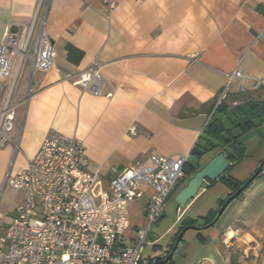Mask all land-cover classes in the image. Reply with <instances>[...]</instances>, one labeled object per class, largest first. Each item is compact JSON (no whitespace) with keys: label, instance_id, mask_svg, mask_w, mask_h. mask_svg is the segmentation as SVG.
I'll use <instances>...</instances> for the list:
<instances>
[{"label":"crops","instance_id":"1","mask_svg":"<svg viewBox=\"0 0 264 264\" xmlns=\"http://www.w3.org/2000/svg\"><path fill=\"white\" fill-rule=\"evenodd\" d=\"M116 1L108 9L103 0H0V44L8 27L14 33L33 28V50L44 25L55 49L48 70H32L27 57L20 72L15 64V76L4 81L9 89L15 79L11 97L17 108L12 139L0 147V188L9 172L27 166L51 129L83 142L100 188H108L124 168L148 164L151 155H190L227 74L241 68L264 80V45L258 38L264 28L263 0ZM69 47L75 49L72 55ZM94 60L105 77L101 95L75 81ZM252 86L246 95L264 97V84L259 90ZM229 88L231 98L240 95L239 81ZM246 145V157L230 172L242 182L264 160V125ZM216 155L211 152L200 165ZM186 183L177 185L150 234L143 264L168 256L182 223L205 225L219 210V200L232 192L220 180H205L181 208L175 194ZM153 194L146 187L144 198L130 203L124 244H132L137 230L146 226ZM189 230L170 264H264V170L213 226Z\"/></svg>","mask_w":264,"mask_h":264},{"label":"built area","instance_id":"2","mask_svg":"<svg viewBox=\"0 0 264 264\" xmlns=\"http://www.w3.org/2000/svg\"><path fill=\"white\" fill-rule=\"evenodd\" d=\"M103 3L108 9L117 5L116 0ZM44 29L42 25L38 30L33 50V28L21 33L11 32L10 27L4 31L0 44V147L12 139L15 128L17 105L11 96L16 82L14 79L9 89L4 82L15 76V64L18 73L27 57L32 58L34 71L48 70L54 64V44ZM258 38L264 45V28ZM88 68L75 81L82 90L101 95L105 82L101 64L94 60ZM227 75L216 105L227 100L233 81H239L242 93L249 91V83L256 90L264 84L262 78L241 68ZM4 90L7 93L2 98ZM239 103L233 100L234 105ZM131 132L135 134L136 129ZM45 135L27 166L7 175L5 184L20 190L23 199L7 231L0 233V264H143L149 235L164 216L189 155H151L148 164L126 167L109 181L108 188H97L98 172L88 160L83 142L55 129ZM146 187L154 190L145 209L148 221L128 246L124 236L130 225L129 205L144 198Z\"/></svg>","mask_w":264,"mask_h":264},{"label":"trees","instance_id":"3","mask_svg":"<svg viewBox=\"0 0 264 264\" xmlns=\"http://www.w3.org/2000/svg\"><path fill=\"white\" fill-rule=\"evenodd\" d=\"M74 50V48L69 47L68 55H72ZM244 95L246 94L240 93L239 96L232 98L240 101L238 105H234L233 100L232 103H230L228 99L218 105H216L217 99L213 101L209 110L210 112L213 111L212 117L204 127L203 134L200 136V144L198 143L192 149L187 162L182 168L183 175L181 179L178 180V187L188 181L202 167L200 162L205 154L213 151L217 153L223 152L230 162V168L221 174L218 179H206L207 181H210L211 183L218 180L222 181L232 191V195L248 180H244V182L237 180L232 174L230 175V172L233 166L240 163L243 158L246 157L247 139L255 133H261V127L264 125V98L251 99ZM190 156L194 158L196 163L193 161L191 162ZM243 192L238 197H241ZM225 200L226 199L224 198L219 200V207ZM217 212L218 210H213L210 213L208 216V222L212 221ZM208 222L206 221V223ZM191 223V221H184L182 223L178 232L174 234V243L171 247L174 246L179 236L178 234H180L186 226L191 225ZM165 257H167V255ZM164 258H159L155 262L163 260ZM171 260L172 258L166 264H170ZM153 263L154 262H151L149 264Z\"/></svg>","mask_w":264,"mask_h":264},{"label":"water","instance_id":"4","mask_svg":"<svg viewBox=\"0 0 264 264\" xmlns=\"http://www.w3.org/2000/svg\"><path fill=\"white\" fill-rule=\"evenodd\" d=\"M230 162L226 158V155L223 152H218L217 155L213 158H211L203 167H201L188 181H186V185L181 188L176 194H175V201L178 203L181 208L186 207L188 202L195 198L197 196V193H199L200 189L203 187V184H205L206 179L210 180H216L218 177L223 174L225 171H227L230 167ZM264 169V160L260 161L257 167V170L249 177L248 180L244 182V184L235 191L231 196L226 198L224 203L220 206L216 216L212 219V221L206 223L202 226H195V225H189L186 226L180 234H178V238L174 244L172 249L170 250V253L167 257H165L163 260H159L157 262H154L153 264H166L174 255V253L177 250V247L183 237V233H185L187 230L193 228L197 230H204L208 227L213 226L221 216V214L225 211V209L228 207V205L237 198L243 191L246 189V187L255 180L258 174H260Z\"/></svg>","mask_w":264,"mask_h":264},{"label":"rangeland","instance_id":"5","mask_svg":"<svg viewBox=\"0 0 264 264\" xmlns=\"http://www.w3.org/2000/svg\"><path fill=\"white\" fill-rule=\"evenodd\" d=\"M240 93H242V92H240ZM244 96L249 97V95H244ZM259 97L264 98L261 95H254V97H249V98L254 99V98H259ZM227 99L230 103H232V100H234L230 97V95H228ZM210 153L211 152L205 154L202 161H204L209 156ZM96 186H97V188H100L102 186V183L97 182ZM21 199H22V192L20 190L13 189L11 186L6 185V184H3L2 187L0 188V217H2V224L0 225V233H5L7 231L6 228H8V226H10L11 222L13 221L14 214L16 213V209H17ZM156 226L157 225H155L153 227L152 232L153 231L156 232ZM196 226H201V225H196ZM154 228H155V230H154ZM189 231H192L194 233L197 230L190 229ZM152 232H151V234H152Z\"/></svg>","mask_w":264,"mask_h":264}]
</instances>
